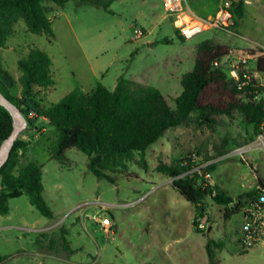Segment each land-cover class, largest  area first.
I'll use <instances>...</instances> for the list:
<instances>
[{"label":"rangeland","instance_id":"obj_1","mask_svg":"<svg viewBox=\"0 0 264 264\" xmlns=\"http://www.w3.org/2000/svg\"><path fill=\"white\" fill-rule=\"evenodd\" d=\"M162 1L117 0L107 11L76 0L63 6L47 2L53 38L33 34L18 21L0 48L2 68L16 82L18 60L32 48L46 53L54 85L38 94L44 109L74 89L88 93L98 83L113 89L120 75L157 88L174 108L180 78L192 69L195 50L203 41L229 46L232 58L250 51L257 57L264 51V0H243L245 16L235 29L210 28L184 41L179 31L175 33L176 16L163 10ZM225 1L185 0L180 17L210 18ZM256 57L246 61L244 70L264 90ZM12 92L18 96L19 88ZM256 100H264V91ZM223 120L214 128L191 123L167 130L146 150V166L133 153L109 174L113 184L94 177L86 155L76 149L67 150L63 161L52 159L56 131L43 118L27 123L18 136L26 145L12 172L27 162L42 166V197L52 218L42 216L22 193L8 197V214L0 215V255L24 253L3 264H208L209 254L216 264H264V248L244 251L239 245L245 205L240 203L239 212L224 219V207L207 198L202 216L195 218L194 206L156 171L159 163L183 161L191 166V174L202 169L198 174L203 175L214 163L216 169L205 176L206 182L239 204V196L256 189L257 178L264 181V147L255 145L257 137L264 136V122L248 123L238 113ZM215 148L227 153L204 162L205 156L216 157ZM237 148L245 149L243 158L232 153ZM103 218L109 227L101 224ZM193 220L203 224L197 226L199 233Z\"/></svg>","mask_w":264,"mask_h":264},{"label":"trees","instance_id":"obj_2","mask_svg":"<svg viewBox=\"0 0 264 264\" xmlns=\"http://www.w3.org/2000/svg\"><path fill=\"white\" fill-rule=\"evenodd\" d=\"M69 0H0V48H3L12 35L15 24L22 21L27 30L36 35L53 38L51 20L45 3L52 2L63 6ZM80 5L109 10L117 0H76ZM230 13L235 29L244 17V1L232 0ZM175 33L178 30L175 28ZM182 41L185 39L179 36ZM229 46L212 44L206 40L195 50L194 64L190 71L180 78L181 92L174 99L171 108L161 92L149 85L126 79L120 75L113 89L98 83L90 92L74 89L57 103L44 109L41 107L40 91L52 89V64L42 50L32 48L17 62L20 76L15 82L2 68L0 62V92L19 108L29 125L37 118H43L56 131V139L51 150L52 159L63 161L69 149H76L87 157V168L97 179H105L111 184L109 175L124 162L138 153L142 166H146V150L169 129L194 123L214 128L224 124L223 118L232 119L240 114L248 123L264 122V100H256L262 91L253 80L238 88L223 67L213 63L228 55ZM251 55L255 52L250 51ZM256 71L264 73V51L256 57ZM17 83V84H16ZM19 88L18 96L13 90ZM32 113L33 119L28 115ZM12 131V118L0 106V144ZM19 137L14 142L8 160L0 168V215L8 213L6 201L20 193L28 197L30 203L46 218H52L43 197L42 166L27 162L17 173L12 172L25 147ZM216 157L205 156L204 162L225 155L223 149L215 148ZM216 169L214 163L205 167L203 175L193 174L191 166L183 161L173 164L159 163L156 171L170 179V184L178 194L195 208V218L202 216V204L209 198L218 206L224 207L223 217L228 219L239 212L241 205L256 207L258 197L264 193V181L257 178V187L238 197L239 204L226 196L217 185L207 183L205 176ZM8 194V195H7ZM10 194V195H9ZM243 200V204L241 202ZM195 231L199 225L192 222ZM209 252V246L206 245ZM11 256L0 255V264ZM209 263L212 261L209 254Z\"/></svg>","mask_w":264,"mask_h":264},{"label":"built area","instance_id":"obj_3","mask_svg":"<svg viewBox=\"0 0 264 264\" xmlns=\"http://www.w3.org/2000/svg\"><path fill=\"white\" fill-rule=\"evenodd\" d=\"M185 0H163V10L171 15H175L174 24L179 31V34L184 39H190L196 34L210 29H227L233 26V18L230 13V2L226 0L223 2L215 12L214 16L207 19H194L190 14H185L180 17L183 12V3ZM187 18L186 20H184ZM179 23V24H178ZM137 37L141 35L139 30H134ZM256 55H245L240 57H231L230 52L220 61H215V67H223L226 69L229 77L238 84V88L251 82L249 75L244 70L246 61L250 58H255ZM255 145L259 148L264 147V136L259 135L256 139ZM236 156L243 158L245 153L244 148H237L233 152ZM229 155V154H228ZM226 156L222 157L225 158ZM258 204L256 207L245 206L243 210V221L240 228L241 238L239 245L241 250H250L255 247L264 248V193L258 197ZM101 224L109 227V220L103 218ZM200 228L203 224L199 223Z\"/></svg>","mask_w":264,"mask_h":264},{"label":"water","instance_id":"obj_4","mask_svg":"<svg viewBox=\"0 0 264 264\" xmlns=\"http://www.w3.org/2000/svg\"><path fill=\"white\" fill-rule=\"evenodd\" d=\"M0 106L10 114L12 118V131L10 135L0 144V168L8 160L10 150L18 136L26 129L27 120L22 115L18 107L0 92Z\"/></svg>","mask_w":264,"mask_h":264},{"label":"crops","instance_id":"obj_5","mask_svg":"<svg viewBox=\"0 0 264 264\" xmlns=\"http://www.w3.org/2000/svg\"><path fill=\"white\" fill-rule=\"evenodd\" d=\"M245 6H246V1H244V9H245ZM217 11V8L215 7L214 9H213V13H211V15L212 16H214V14H215V12ZM245 12H246V10H245ZM212 16H210V17H212ZM244 16H245V13H244ZM198 17H206V16H198ZM238 27V26H237ZM260 46H262V48H264V45H260ZM230 52V51H229ZM229 54V53H228ZM246 152V151H245ZM211 185V184H210ZM213 185V184H212ZM8 214V213H7ZM7 214H5V215H7ZM40 232H42V231H39V233ZM22 253H24V251H18V252H15V253H12V254H9V256H11V257H9L7 260H5L3 263H7L10 259V261H13V260H15V259H17V257L19 256V255H21ZM8 256V255H7ZM3 263H1V264H3Z\"/></svg>","mask_w":264,"mask_h":264}]
</instances>
